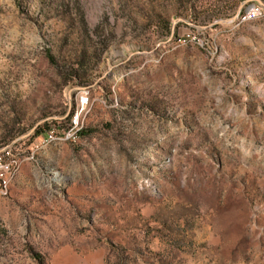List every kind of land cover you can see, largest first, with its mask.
<instances>
[{
  "label": "rangeland",
  "instance_id": "rangeland-1",
  "mask_svg": "<svg viewBox=\"0 0 264 264\" xmlns=\"http://www.w3.org/2000/svg\"><path fill=\"white\" fill-rule=\"evenodd\" d=\"M0 264H264V0H0Z\"/></svg>",
  "mask_w": 264,
  "mask_h": 264
},
{
  "label": "bare ground",
  "instance_id": "bare-ground-1",
  "mask_svg": "<svg viewBox=\"0 0 264 264\" xmlns=\"http://www.w3.org/2000/svg\"><path fill=\"white\" fill-rule=\"evenodd\" d=\"M254 13H260L259 11L257 10H254V9H250L248 11H246L244 14H243V18H248V17H251Z\"/></svg>",
  "mask_w": 264,
  "mask_h": 264
},
{
  "label": "built area",
  "instance_id": "built-area-1",
  "mask_svg": "<svg viewBox=\"0 0 264 264\" xmlns=\"http://www.w3.org/2000/svg\"><path fill=\"white\" fill-rule=\"evenodd\" d=\"M260 16V13H254L251 17L249 18H253V17H259Z\"/></svg>",
  "mask_w": 264,
  "mask_h": 264
},
{
  "label": "trees",
  "instance_id": "trees-1",
  "mask_svg": "<svg viewBox=\"0 0 264 264\" xmlns=\"http://www.w3.org/2000/svg\"><path fill=\"white\" fill-rule=\"evenodd\" d=\"M51 60L53 61V58H51Z\"/></svg>",
  "mask_w": 264,
  "mask_h": 264
}]
</instances>
